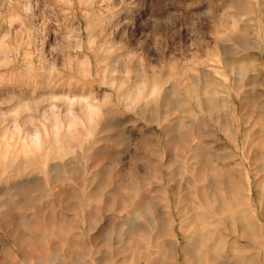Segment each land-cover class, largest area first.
Masks as SVG:
<instances>
[{"label": "rangeland", "instance_id": "374dc122", "mask_svg": "<svg viewBox=\"0 0 264 264\" xmlns=\"http://www.w3.org/2000/svg\"><path fill=\"white\" fill-rule=\"evenodd\" d=\"M259 151L264 0H0V264H264Z\"/></svg>", "mask_w": 264, "mask_h": 264}, {"label": "bare ground", "instance_id": "6f19581e", "mask_svg": "<svg viewBox=\"0 0 264 264\" xmlns=\"http://www.w3.org/2000/svg\"><path fill=\"white\" fill-rule=\"evenodd\" d=\"M10 1V0H9ZM249 84V83H248ZM257 85V84H256ZM253 86V85H252ZM258 86V85H257ZM254 87V86H253ZM259 97V96H258ZM208 105V104H207ZM209 105H211L210 104V102H209ZM210 107V106H209ZM213 107V106H212ZM212 107H210V108H212ZM246 147V145L243 147V149ZM251 150H252V146L251 145H249V151L251 152ZM247 151H248V149H247ZM246 151V152H247ZM247 154H249V153H247ZM247 154H246V156H247ZM256 157L259 159V161L261 162L260 163V165L256 168L255 166H250V167H252V170H251V172L253 173V176L252 177H250V180H251V182H250V185L248 184V186H246L247 187V191H248V194L251 192V188H252V185H254V187H255V189H256V194H255V202L258 204V206L262 209V211H261V215H260V217L263 219L262 221L264 222V152L263 151H259V152H257L256 154ZM248 158V157H247ZM247 175L249 176V174H250V172H248L247 171ZM211 177V176H210ZM254 183V184H253ZM244 190H245V186H244ZM251 194V193H250ZM253 195V194H252ZM249 196V195H248ZM243 196H241V198H242ZM245 197V196H244ZM244 199V198H243ZM247 200L249 201V198H247ZM237 202H238V200H237ZM239 203H240V201H239ZM239 205H241V204H239ZM237 206H238V204H237ZM249 210V209H248ZM247 210V211H248ZM259 211H260V209H258ZM240 211V210H239ZM238 211V212H239ZM241 213H242V211H241ZM247 212H245V214H246ZM260 213V212H259ZM248 214V213H247ZM250 214H251V212H250ZM249 214V215H250ZM156 215L160 218V217H162V211H157L156 212ZM240 215H242V214H240ZM252 215V214H251ZM253 216V215H252ZM244 218L246 217V216H243ZM248 217V216H247ZM246 217V219H248ZM251 217V216H250ZM254 217V216H253ZM260 218V219H261ZM194 219L196 220V225L197 226H199V228L200 227H204V223L203 222H198L197 223V220H199L200 218L196 215L195 217H194ZM240 219V218H239ZM242 219V218H241ZM240 219V220H241ZM240 220H238V221H240ZM243 221V220H242ZM245 221H247V220H244V222ZM251 221V220H250ZM243 222V224H245ZM249 223V222H248ZM253 223V222H252ZM165 224V223H164ZM163 224V225H164ZM192 224H194V223H192ZM191 224V225H192ZM241 223L239 222V225H240ZM242 224V225H243ZM212 226H214V225H216V223H212L211 224ZM245 225H247V226H244L243 227V230H244V228L246 227L247 229H245V231L247 232V233H249L250 235H253V236H251L252 238L254 237V230H255V228L253 229H251L250 227V224H245ZM189 226H190V224L189 223H186V222H184L183 220H180L179 221V223H178V227L177 228H173L172 230H168V231H166V230H163L162 228H161V230H160V232H159V234H158V237H160V238H164V241H165V244L166 245H169V246H172V245H175V243H177L176 241H177V239H178V237H179V235H180V233H188V231H189ZM239 228V227H238ZM241 230H242V227H241ZM254 231V232H253ZM213 232H216V234H218V231L217 230H215V231H213ZM211 233V232H210ZM246 233V234H247ZM260 233V232H259ZM206 234V233H205ZM209 234V233H208ZM242 234H243V232H242ZM261 234V233H260ZM198 235H200V234H198ZM215 235V234H214ZM248 235V234H247ZM249 235V236H250ZM203 236V235H202ZM204 236H206V235H204ZM218 236H219V234H218ZM217 236V237H218ZM239 236V235H238ZM172 238V239H171ZM248 238V237H247ZM255 238H257V237H255ZM263 238V237H262ZM174 239V240H173ZM186 241H188V240H191V238H189L188 236H186L185 238H184ZM183 239V240H184ZM201 240V239H200ZM200 243H201V241H200ZM204 244V242L201 244V245H203ZM165 245L164 244H159L158 245V247H164ZM155 247H157V245H155ZM186 247V246H185ZM185 247H184V249H185ZM199 247H201V246H199ZM207 247V246H206ZM216 249L217 248H213V250H212V248H211V250L208 248V251H211V253H213V256L215 255V257H217V254H218V251H216ZM244 249V248H243ZM186 250V249H185ZM202 247L199 249V250H195V251H197L196 253V259L198 260V259H200V255H201V252H202ZM207 250V249H206ZM206 250H204L203 252H205ZM241 250V249H240ZM240 250H237V252L238 251H240ZM207 251V252H208ZM247 251V250H246ZM245 251V249H244V251H242V252H246ZM165 258H166V254H165V252H163V254L161 255V257H160V259H159V261H158V263L157 264H163L164 263V260H165ZM218 259H219V257H218ZM244 261H246V260H244ZM250 261V260H249ZM248 261V262H249ZM247 262V261H246ZM145 264V263H144ZM200 264V263H199Z\"/></svg>", "mask_w": 264, "mask_h": 264}]
</instances>
